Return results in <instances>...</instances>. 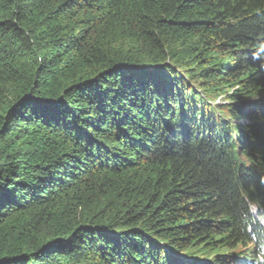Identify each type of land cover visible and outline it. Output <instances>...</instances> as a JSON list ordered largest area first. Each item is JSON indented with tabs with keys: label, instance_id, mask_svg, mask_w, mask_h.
Instances as JSON below:
<instances>
[{
	"label": "trees",
	"instance_id": "trees-1",
	"mask_svg": "<svg viewBox=\"0 0 264 264\" xmlns=\"http://www.w3.org/2000/svg\"><path fill=\"white\" fill-rule=\"evenodd\" d=\"M0 264H264V0H0Z\"/></svg>",
	"mask_w": 264,
	"mask_h": 264
},
{
	"label": "rangeland",
	"instance_id": "rangeland-1",
	"mask_svg": "<svg viewBox=\"0 0 264 264\" xmlns=\"http://www.w3.org/2000/svg\"><path fill=\"white\" fill-rule=\"evenodd\" d=\"M241 123V122H240Z\"/></svg>",
	"mask_w": 264,
	"mask_h": 264
}]
</instances>
